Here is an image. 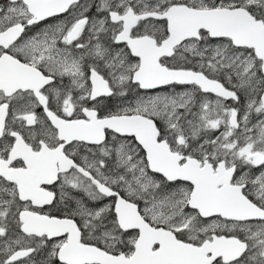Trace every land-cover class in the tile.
<instances>
[{
	"label": "snow or ice",
	"instance_id": "snow-or-ice-1",
	"mask_svg": "<svg viewBox=\"0 0 264 264\" xmlns=\"http://www.w3.org/2000/svg\"><path fill=\"white\" fill-rule=\"evenodd\" d=\"M0 264H264V0H2Z\"/></svg>",
	"mask_w": 264,
	"mask_h": 264
},
{
	"label": "flooded vegetation",
	"instance_id": "flooded-vegetation-1",
	"mask_svg": "<svg viewBox=\"0 0 264 264\" xmlns=\"http://www.w3.org/2000/svg\"><path fill=\"white\" fill-rule=\"evenodd\" d=\"M65 15H66V14H65ZM63 18H64V17H61V19H63ZM41 27H43V24L41 25ZM183 87H184V86H176V90H177V91H180V90L183 89ZM165 90H169V89H168L167 87L161 89L162 92L165 91ZM226 103L231 104L232 102H231V101H226ZM36 112H37L38 115H40V114H42L43 110H42V108H37V109H36Z\"/></svg>",
	"mask_w": 264,
	"mask_h": 264
},
{
	"label": "rangeland",
	"instance_id": "rangeland-1",
	"mask_svg": "<svg viewBox=\"0 0 264 264\" xmlns=\"http://www.w3.org/2000/svg\"><path fill=\"white\" fill-rule=\"evenodd\" d=\"M0 2H2V0H0ZM165 91H168V90H165Z\"/></svg>",
	"mask_w": 264,
	"mask_h": 264
}]
</instances>
